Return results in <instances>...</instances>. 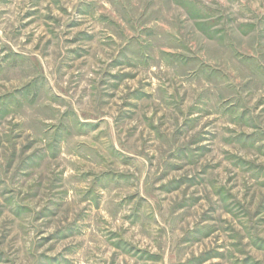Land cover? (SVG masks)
I'll return each mask as SVG.
<instances>
[{
	"label": "rangeland",
	"instance_id": "obj_1",
	"mask_svg": "<svg viewBox=\"0 0 264 264\" xmlns=\"http://www.w3.org/2000/svg\"><path fill=\"white\" fill-rule=\"evenodd\" d=\"M0 264H264V0H0Z\"/></svg>",
	"mask_w": 264,
	"mask_h": 264
}]
</instances>
